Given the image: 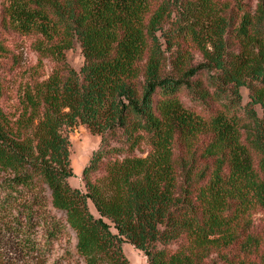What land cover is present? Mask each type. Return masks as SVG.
<instances>
[{
  "label": "trees",
  "instance_id": "16d2710c",
  "mask_svg": "<svg viewBox=\"0 0 264 264\" xmlns=\"http://www.w3.org/2000/svg\"><path fill=\"white\" fill-rule=\"evenodd\" d=\"M10 34L35 64L22 68ZM192 51L206 63L189 67ZM0 102V264L11 250L41 262L68 231L84 264H129L124 242L148 264H264V0H10ZM77 124L100 136L86 192L67 182L63 129Z\"/></svg>",
  "mask_w": 264,
  "mask_h": 264
},
{
  "label": "rangeland",
  "instance_id": "374dc122",
  "mask_svg": "<svg viewBox=\"0 0 264 264\" xmlns=\"http://www.w3.org/2000/svg\"><path fill=\"white\" fill-rule=\"evenodd\" d=\"M10 0H0V19L2 17V11L3 9L9 4ZM226 1V0H221ZM228 1V0H227ZM178 12V9L175 10ZM178 13H174V18L171 20L170 23L164 25V29L166 31H171L175 27L173 26V22L178 21ZM227 17V16H226ZM229 21V20H228ZM230 25L232 26L231 21H229ZM9 43H13V50L14 53H18L19 57H21V65L26 67L28 65H33L36 62L35 54L30 50V40L23 37H18L17 35L10 34L8 35ZM224 38L226 42H228V38L226 35H224ZM14 41V42H12ZM163 48H165L163 46ZM232 50L229 44L226 46V51L230 53ZM225 51V50H224ZM172 52V49H171ZM169 52H167V55ZM66 61L69 64L71 68H73L76 72H79L80 68L82 67L84 63V58L81 50V46L78 41H74L71 49L67 50L65 52ZM206 62L202 58L201 54L197 51H192L190 56L187 60V65L189 67H196L200 64H205ZM21 68V69H22ZM51 69V65L47 64L44 69V74L47 75ZM23 70V69H22ZM21 70V71H22ZM205 72H208V75H213L214 71L211 69H204ZM201 72V70L199 71ZM24 75L20 70L15 69V71L11 74H9L7 79L11 77L12 85L10 86L12 92V97H16V90L17 85L24 81ZM201 76V73H198V77ZM239 93L241 97V105L244 106L249 101V94L248 89L246 87H240ZM182 101L188 105L193 102L191 94H185L183 93L181 95ZM4 107V103L0 102V105L4 107V109L10 110L12 105L16 104V101L14 98H12L9 101H6ZM258 117H261L263 115V111L260 108L259 105H256L254 107ZM63 135L68 139L69 141V161H70V167L72 169V176L67 179L68 184L72 188H77L81 192H86L85 188V181L83 179L82 172L85 167L89 164L93 153L97 150L99 144H100V136L92 134L88 128L83 124H77L74 127L71 128H64L63 129ZM137 155H139L138 152H136ZM88 207L90 212L97 217L98 214L95 211L93 205L91 202H88ZM104 221L110 226V231L112 233H116V230L113 227V224L110 220L104 218ZM254 226L257 229H260L263 225V216L261 214H257L253 218ZM40 237L43 239V231H40ZM76 238L75 235L68 231L64 233V235L54 244L53 249L49 253H45L42 258L41 262H38L37 258L35 256H32L30 258H21V256L14 252L15 250H11V254H9V260L12 262H15V264H84L82 259L78 258L75 255V247H76ZM122 252L126 259L128 260L129 264H148L147 257L143 254L142 251L135 248L131 244L124 242L122 244ZM70 253L71 256H73V259L66 262L62 257Z\"/></svg>",
  "mask_w": 264,
  "mask_h": 264
}]
</instances>
